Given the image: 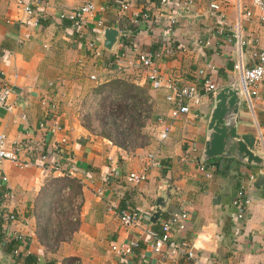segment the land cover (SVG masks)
Here are the masks:
<instances>
[{
    "label": "crops",
    "instance_id": "1",
    "mask_svg": "<svg viewBox=\"0 0 264 264\" xmlns=\"http://www.w3.org/2000/svg\"><path fill=\"white\" fill-rule=\"evenodd\" d=\"M251 1L0 0V84L10 87V110L0 109V134L17 157V163L0 164V221L6 214L15 216L5 226V236L18 242L15 257L0 250V264H21L26 255L34 256L36 264H68L64 261L69 259L72 264H192L172 257L166 247L160 253L150 248L147 232H159L162 223L181 213L186 214L184 228L174 239L185 242L196 261L264 264V166L229 158L201 163L212 97L204 98L193 113L171 120L166 89L151 85L137 62L141 52L170 45L172 55L153 62L161 84L167 79L177 86L212 82L219 89L232 84L236 67L254 63L264 37L260 10ZM87 2L96 12L81 23L59 18ZM183 8L198 18L178 16ZM169 17L175 23L166 33ZM106 27L118 31L110 51L98 40ZM200 70L203 76L197 75ZM120 78L143 87L151 97L153 117L143 129L149 140L141 149L125 151L80 124L79 95ZM79 91L76 97L71 94ZM244 99L239 131L256 135L255 148L264 157V101ZM54 124L61 130H51ZM165 125L170 131L163 133ZM60 137L67 140L61 155L56 150ZM55 154L65 158L69 178L79 181L81 193L72 200V213L64 202V212L70 214L62 219L68 223L76 215L77 229L48 250L37 239L35 214L47 180L62 177L48 168ZM148 154L157 164L147 169L146 180L139 185L127 182L128 173L143 170ZM41 155L46 156L44 162ZM200 164L204 173L198 170ZM166 183L175 190L152 225L148 219ZM98 189L103 195H94ZM242 199L248 204H233ZM122 208L140 215L138 227L119 223L116 213ZM55 221L50 217V232ZM129 241L138 243L132 256L111 251Z\"/></svg>",
    "mask_w": 264,
    "mask_h": 264
},
{
    "label": "built area",
    "instance_id": "2",
    "mask_svg": "<svg viewBox=\"0 0 264 264\" xmlns=\"http://www.w3.org/2000/svg\"><path fill=\"white\" fill-rule=\"evenodd\" d=\"M160 3H168L169 0H159ZM251 4L257 7L260 10V21L264 27V0H252ZM25 11H30L29 6L24 5ZM126 7V5L124 6ZM212 7L217 10L218 7L216 4H213ZM96 12V7L91 2L84 3L83 5H79L68 13H61L59 18L63 19L70 23H81L86 16H92ZM175 20L169 17L163 27V31L166 33H171V30L174 26ZM92 46V43L89 44ZM258 50L254 52L253 58L254 63L247 68L236 67L237 75L233 83L239 85L241 92L244 94V97L248 100L260 99L264 101V37L261 39ZM172 55V49L170 45H165L161 51L156 50H147L141 52L138 55V64L139 68L146 73L147 80L151 85L162 87L166 89L165 99L169 102V110L168 116L171 120H176L181 116H186L198 107L203 104L204 98L213 97L218 90V87L214 85V83H204L202 85H198L196 82L190 83L184 86H177L175 83L170 81L169 79L164 80L163 84H161V77L157 74L156 70L153 68V62L156 57L163 58L164 56ZM198 76H203V71L197 72ZM262 91V93H261ZM10 95V87L0 84V109H4L9 111V96ZM42 105L46 106L45 102ZM53 131H60L61 128L54 124L51 127ZM170 131V126L165 125L163 127L162 132L165 133ZM67 145V140L64 137H60L59 144L57 145L56 150L60 153V150L64 149ZM55 154V158H53L48 163V168L52 172L60 173L61 176L69 177V169L68 165L65 163L62 156ZM41 161L46 160L45 155H41ZM147 163L143 170L140 172H130L126 175L125 179L127 182L133 185H139L146 180V171L149 167L156 166L155 157L152 154H148L146 156ZM3 161H9L12 163H17V157L15 153L7 147L6 140L0 134V164ZM198 170L204 173V167L202 164L198 166ZM96 196L103 195V191L98 189L95 191ZM239 203L248 204L246 199H242L240 201L236 200L233 204L236 206ZM238 206V205H237ZM117 219L121 225L124 227H138L140 221V215L133 210L127 209H119L116 213ZM186 219V214L181 213L179 215L173 216V218L164 222L160 225V233L154 231H148V236L152 239L150 248L155 253H160L161 250L166 247L168 253L172 257H182L185 261H191L192 264H211V263H200L196 261L193 257L192 252L189 249H186L185 242L176 241L174 239V234L183 230V222ZM15 220V216L12 214H6L4 217V222L1 224V228L5 231V226ZM138 243L137 241H129L127 243H122L119 246H113L111 251L118 253L122 257H130L132 256L135 249H137ZM16 251H13L11 254L13 257L16 256ZM215 264V263H212Z\"/></svg>",
    "mask_w": 264,
    "mask_h": 264
},
{
    "label": "trees",
    "instance_id": "3",
    "mask_svg": "<svg viewBox=\"0 0 264 264\" xmlns=\"http://www.w3.org/2000/svg\"><path fill=\"white\" fill-rule=\"evenodd\" d=\"M89 95L92 97L90 105L92 113L86 112L79 119L84 129L107 139L125 151L141 149L148 144L149 138L143 129L153 116L151 97L146 89L125 80V78H120L97 84L89 90ZM91 120H94L98 125L99 130L96 133L91 128ZM45 184L39 195V198L41 197L40 208L35 214L38 229L37 239L41 246L52 250L61 242L69 239L77 229L76 215L73 221L68 223L62 222V219L73 212L72 200L81 193V184L78 180L66 176L51 178ZM64 202L71 206L70 213L64 212L65 208L60 207ZM57 205H59V211L54 213L55 230L50 232V228H48L50 214ZM77 209L76 205L74 211L76 212ZM1 224L0 221V250L5 254L12 253L16 250L18 242L15 239L6 238V232L1 228ZM49 237H51V241L47 242L46 239ZM69 260L64 262L72 264L73 262ZM21 264H36V259L34 256L26 255Z\"/></svg>",
    "mask_w": 264,
    "mask_h": 264
},
{
    "label": "water",
    "instance_id": "4",
    "mask_svg": "<svg viewBox=\"0 0 264 264\" xmlns=\"http://www.w3.org/2000/svg\"><path fill=\"white\" fill-rule=\"evenodd\" d=\"M178 16L194 21L196 17L192 12L183 8L178 11ZM118 31L106 27L99 34V42L105 50L110 51L116 44ZM244 94L238 84L232 83L219 88L212 97L205 119L204 144L200 153V162L204 163L211 158L234 159L246 166H264V157L256 150L257 137L254 134L239 131L241 125L240 109L244 102ZM175 190L169 184L161 187L160 195L156 197L149 223L154 225ZM3 255L0 252V256ZM4 264H16L6 261Z\"/></svg>",
    "mask_w": 264,
    "mask_h": 264
},
{
    "label": "rangeland",
    "instance_id": "5",
    "mask_svg": "<svg viewBox=\"0 0 264 264\" xmlns=\"http://www.w3.org/2000/svg\"><path fill=\"white\" fill-rule=\"evenodd\" d=\"M89 90L84 91V93H82L81 95H79V93H81L80 91L79 92H76V93H71L74 97H76L77 95H79V101H77V110L79 112V119L81 117L82 114L86 113V112H89V113H92V108H90V105L92 104V97L91 95H89ZM77 98V100H78ZM91 128L94 130V132H98L99 128H98V125L97 123L94 121V120H91ZM60 207L63 209L65 207V203H62V205H60ZM59 211V205H57V207L54 209V211L50 214L51 218L54 217V213L58 212Z\"/></svg>",
    "mask_w": 264,
    "mask_h": 264
}]
</instances>
